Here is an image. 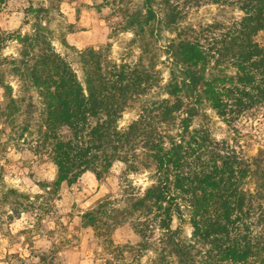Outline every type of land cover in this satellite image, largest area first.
Here are the masks:
<instances>
[{"label":"trees","instance_id":"1","mask_svg":"<svg viewBox=\"0 0 264 264\" xmlns=\"http://www.w3.org/2000/svg\"><path fill=\"white\" fill-rule=\"evenodd\" d=\"M111 1V15L119 18L114 28L140 39L151 21L170 27L191 5L226 4L242 15L229 24L180 28L165 47L170 63L162 86L165 96L143 107L125 126L118 120L128 101L158 85L159 71L142 57L117 62L107 49L87 46L79 51L82 83L38 20L30 33H18L19 57L9 63L40 98L30 148L54 165L51 188L72 184L86 171L102 180L119 161L127 205L115 207L107 195L81 213L82 224L92 227L112 252L140 253L158 228L163 233L160 254L174 255L178 264H197L196 256L200 264H264L261 202L245 187L253 170L250 160L213 138L206 127L191 126L203 102L227 123L264 104V43L256 38L264 31V0H142L140 6ZM153 30L149 28L151 34ZM12 37L0 28V53ZM141 50L146 53L144 46ZM6 60L0 55V118L12 123L17 102L3 78ZM149 164L154 166L153 182L141 193L129 192L127 175ZM183 208H188L192 227L188 241L170 226ZM127 217L140 240L118 246L111 231Z\"/></svg>","mask_w":264,"mask_h":264},{"label":"rangeland","instance_id":"2","mask_svg":"<svg viewBox=\"0 0 264 264\" xmlns=\"http://www.w3.org/2000/svg\"><path fill=\"white\" fill-rule=\"evenodd\" d=\"M108 1L6 0L0 5V28L13 33L1 50L0 55L7 58L1 69L17 102L12 123H2L3 118H0V264H178L174 255L166 251L160 254L163 233L158 228L148 239L147 249L140 253L125 251L122 256L105 246L92 227L82 224L81 213L107 195L114 198L115 207L127 205L122 194L127 182L122 179L121 162H114L110 173L102 180H96L86 171L72 184L63 182L58 189L51 188L54 165L48 157L30 148L32 133L39 122L40 98L36 88L28 80L19 79L9 63L10 59L19 57L20 44L14 37L18 33H30L33 22L38 20L45 27L54 49L70 63L82 83L79 51L87 46L107 49L117 62L131 63L142 57L145 65L159 71L160 81L128 101L118 120L119 126H125L143 107L165 96L162 86L168 80L170 69L165 47L180 28L229 24L238 20L242 11L226 4L191 5L183 18L170 27L154 19L149 26L154 28L153 34L147 28L140 39L132 31L114 28V21L119 18L111 15L114 4ZM130 1L131 5L142 3V0ZM159 16H162L161 10ZM256 38L264 43V31ZM191 126L206 127L213 138L224 140L250 160L253 170L245 187L255 192L261 202L260 229L264 233V104L259 110L227 123L203 102ZM153 170L154 166L149 164L147 168L129 173L131 187L127 190L143 192L153 182ZM133 215L132 218L136 213ZM130 221L127 217L113 228L110 235L113 243L122 246L139 242L140 237ZM170 226L178 229L181 239L188 241L192 231L188 208H183L180 218L173 217ZM199 259L196 256L197 264H200Z\"/></svg>","mask_w":264,"mask_h":264}]
</instances>
